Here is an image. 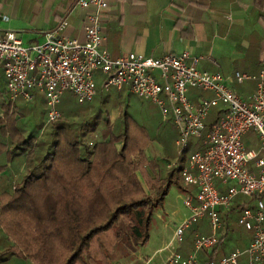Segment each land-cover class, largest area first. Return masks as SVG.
<instances>
[{
  "label": "built area",
  "instance_id": "built-area-1",
  "mask_svg": "<svg viewBox=\"0 0 264 264\" xmlns=\"http://www.w3.org/2000/svg\"><path fill=\"white\" fill-rule=\"evenodd\" d=\"M77 4L89 12L84 42L62 35L67 21L49 33L45 42L31 45H25L13 31H0L5 92L14 103L20 98L32 101L34 92L44 94L46 124H50L62 118L60 104L65 93H71L79 104L93 102L100 78L103 90L127 88L159 105L164 118L170 110L179 130V155L185 153L191 137H203L210 112L223 105L225 112L206 134L204 150L192 153L181 171L185 185L196 191L185 198L191 214L176 227L168 262L197 264L200 252L219 245L218 233L223 226L220 209H228L240 196H264V70L258 76L236 72L240 83L258 82L257 90L245 99L231 89L221 73L200 70L197 65L203 57H192L188 51L181 55L168 53L161 58L137 53L113 58L103 48L105 37L101 28L108 1L77 0ZM190 89L211 92L214 97L194 104L188 96ZM249 132L259 137V150L246 147L244 137ZM203 219L208 220L210 233L196 235L193 252L182 256L178 248L186 231ZM238 225L253 232L250 245L207 264H239L244 255L248 264L263 263L264 197L255 199L254 209L243 210Z\"/></svg>",
  "mask_w": 264,
  "mask_h": 264
},
{
  "label": "trees",
  "instance_id": "trees-1",
  "mask_svg": "<svg viewBox=\"0 0 264 264\" xmlns=\"http://www.w3.org/2000/svg\"><path fill=\"white\" fill-rule=\"evenodd\" d=\"M3 78L0 63L2 84ZM0 90V184L13 182L0 194L1 218L12 217L0 230V264H114L116 251L124 250L123 257L144 246L170 187L186 192L180 183L186 154L172 167L168 156L150 160L145 147L153 138L129 113L112 123L71 107L25 135L26 113L1 84ZM223 112L205 121L200 142ZM9 166L17 169L16 180Z\"/></svg>",
  "mask_w": 264,
  "mask_h": 264
},
{
  "label": "crops",
  "instance_id": "crops-1",
  "mask_svg": "<svg viewBox=\"0 0 264 264\" xmlns=\"http://www.w3.org/2000/svg\"><path fill=\"white\" fill-rule=\"evenodd\" d=\"M107 1L109 7L102 14L101 28L105 37L103 48L111 57L137 53L161 58L168 53L181 55L188 51L192 57H203L197 65L200 70L211 74L221 73L231 89L242 98H248L257 90L256 80L240 83L235 74L240 72L258 76L264 70V0ZM88 13L77 4V0H0V31H13L25 45H31L45 42L49 33L67 21L68 26L62 35L84 42V24ZM98 87L101 88L100 78ZM116 92L118 96L114 97V94H109L110 91H98L94 101L86 104H79L71 95L61 102L63 108L60 110L63 115L65 110L72 107L81 110V116H93L96 113L95 103L120 104L126 94L133 95L127 88ZM188 96L194 104H198L202 98L214 97L211 92L197 89H190ZM37 98L38 94L34 93V99ZM72 98L76 100L75 103L71 102ZM120 105L116 106L119 109L118 118L114 116L116 121L111 120V111L108 113L112 123L117 122L124 113L128 114ZM218 107L210 112L207 123H212L218 111L225 109L223 105ZM255 136L254 132H249L244 137L248 149L261 148V142L255 143ZM198 150H204V144L196 138L191 144V152L186 154L185 164L189 156ZM195 191L187 187L183 196ZM247 207L255 208L254 198L238 197L228 209H220L223 226L218 239L222 243L214 250L200 252L197 264H206L213 252L215 260H218L250 245L253 232L238 225ZM187 218L188 215L180 217L177 212L172 227L166 222L156 227L152 224L148 242L114 264H171L168 262L173 253L170 245L176 227ZM190 229L193 235L185 237L178 248L184 257L193 252L196 235L210 233L207 219ZM239 264H248V257H240Z\"/></svg>",
  "mask_w": 264,
  "mask_h": 264
},
{
  "label": "rangeland",
  "instance_id": "rangeland-1",
  "mask_svg": "<svg viewBox=\"0 0 264 264\" xmlns=\"http://www.w3.org/2000/svg\"><path fill=\"white\" fill-rule=\"evenodd\" d=\"M4 79V78H3ZM1 84V88L5 87V79L3 80V84ZM4 89V88H2ZM35 95L38 94V98L34 99L32 101H25L24 99H18L16 103V107L18 112H24L26 113V117L21 120V126L23 127L24 124H26L27 131L24 133L27 134H35L39 131V128L35 129L33 125L39 126L41 123H46V112H47V103L46 98L44 94H41L39 92H34ZM116 90L112 89L110 90V95H113L114 97H117L118 95ZM71 93H65L62 101L68 100V96L71 97ZM107 95V94H106ZM7 99V97H6ZM9 100V99H8ZM112 100V99H111ZM71 102L75 103V99H71ZM116 102V101H115ZM121 104V105H120ZM119 103H95L96 107V119L103 121L106 119H110L108 113L111 111L112 113V121H116L114 116H119V109L116 108L117 105H120L123 107V109L127 110V112L130 114V116L134 119L136 124L139 126H142L146 129L148 132V135H150L153 140L147 139V145H146V153L150 160H154L155 162H158V160H162L165 156H168L171 158V162H168V167H172L176 163V158L179 155L180 149L176 145V139L179 137V130L175 126L173 116L171 114V111L169 110V113L166 118L163 116L162 108L153 103L152 101L144 100L137 95H130L126 94L123 98L122 102ZM119 107V106H117ZM60 108H63V104H61ZM113 108V109H111ZM1 112V111H0ZM118 118V117H117ZM117 123V122H114ZM32 126V127H31ZM35 130H32V129ZM29 131V132H28ZM43 133V132H42ZM255 143H259V137L255 136ZM196 141L195 137H191L188 143V147L185 151V154H189L191 152V144L192 142ZM10 167V174L12 175L13 179L16 180L18 176L17 169L14 168V166ZM18 170H20L21 166L20 164H17ZM1 182V180H0ZM12 183V181L7 182V187L3 188L0 184V194L7 188L8 184ZM181 186L187 188V186L183 185L182 182ZM243 198H246L245 196H240ZM185 196H183V192L178 188L176 184H173L170 187V190L165 197V200L163 202V205L159 208H157L152 216V224L153 227H156V225H163L165 222L167 225L174 226L175 221V213L179 212L180 217H182L184 214L188 215V218L191 214L189 208L185 205ZM1 200V199H0ZM10 221H12V217L9 216ZM9 218L6 216L2 217L0 216V230L3 231L4 225L3 220L8 221ZM201 222V221H200ZM198 224V223H197ZM196 224V225H197ZM193 230L189 229L185 233V237L192 236ZM10 238L13 242L18 244L17 238L13 235H10ZM104 241L108 242L110 238L103 239ZM19 245V244H18ZM142 250V249H141ZM124 254V250H118L116 251V258L115 260L119 259L121 255ZM25 255V253H23ZM115 263V262H114ZM27 264V263H24ZM29 264V263H28Z\"/></svg>",
  "mask_w": 264,
  "mask_h": 264
}]
</instances>
